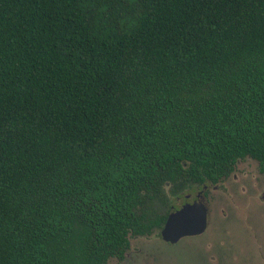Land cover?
<instances>
[{
  "label": "trees",
  "instance_id": "trees-1",
  "mask_svg": "<svg viewBox=\"0 0 264 264\" xmlns=\"http://www.w3.org/2000/svg\"><path fill=\"white\" fill-rule=\"evenodd\" d=\"M244 159L264 0H0V264L121 262Z\"/></svg>",
  "mask_w": 264,
  "mask_h": 264
},
{
  "label": "rangeland",
  "instance_id": "rangeland-1",
  "mask_svg": "<svg viewBox=\"0 0 264 264\" xmlns=\"http://www.w3.org/2000/svg\"><path fill=\"white\" fill-rule=\"evenodd\" d=\"M235 172L238 179L229 176L218 191L209 186L211 218L205 237L189 242L183 238L173 245L156 234L132 238L124 260L108 264H197L204 259L211 264H264V171L244 159ZM181 204L176 200L173 207Z\"/></svg>",
  "mask_w": 264,
  "mask_h": 264
},
{
  "label": "water",
  "instance_id": "water-1",
  "mask_svg": "<svg viewBox=\"0 0 264 264\" xmlns=\"http://www.w3.org/2000/svg\"><path fill=\"white\" fill-rule=\"evenodd\" d=\"M202 190L193 199L190 195H185L182 204L171 209L160 231L163 242L176 244L186 236L200 235L205 231L207 210L202 201Z\"/></svg>",
  "mask_w": 264,
  "mask_h": 264
},
{
  "label": "flooded vegetation",
  "instance_id": "flooded-vegetation-1",
  "mask_svg": "<svg viewBox=\"0 0 264 264\" xmlns=\"http://www.w3.org/2000/svg\"><path fill=\"white\" fill-rule=\"evenodd\" d=\"M254 161V160H253ZM256 162V161H255ZM257 163V162H256ZM257 165H258V168H259V171L262 173L263 171H264V166L263 167H261V166H259V164L257 163ZM229 176H231L233 179H238V176H237V174H236V172H235V168H234V170H233V172H231L229 175H228V177ZM228 177H226V178H228ZM221 183V182H220ZM219 187H220V184L219 185H215V186H211V188L213 189V190H215V191H218L219 190ZM210 187H205L203 190L202 189H200V190H197L196 192H194L193 193V195L192 194H187V195H190L191 197H192V199L193 198H195V196H196V194L198 193V192H200L201 190H202V193H201V196H202V201H203V204H204V206H205V208H206V210H207V225H206V229H205V231L202 233V234H200V235H196V236H186V237H184V239L186 238V242H189V241H192V239H199V238H203V237H205V235L207 234V232H208V230H209V225H210V218H211V205H210V202H208L209 200H208V189H209ZM258 201H260L259 199H258ZM257 201V202H258ZM261 201H263L264 202V191H263V193H262V197H261ZM161 239V238H160ZM183 239V238H182ZM183 239V240H184ZM162 241V240H161ZM180 241H181V239H180ZM165 243V242H164ZM177 243H179V241L177 242ZM165 244H167V245H169V243H165ZM170 245H173V244H170ZM204 258V257H203ZM198 263H201V264H211L212 263V261H210V263H207V261L204 259L203 261H199V262H197V264Z\"/></svg>",
  "mask_w": 264,
  "mask_h": 264
}]
</instances>
